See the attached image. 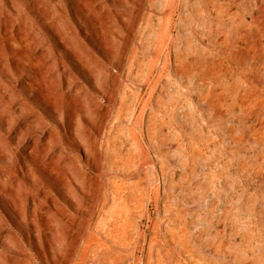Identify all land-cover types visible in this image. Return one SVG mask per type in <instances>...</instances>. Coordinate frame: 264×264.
<instances>
[{
	"label": "rangeland",
	"instance_id": "obj_1",
	"mask_svg": "<svg viewBox=\"0 0 264 264\" xmlns=\"http://www.w3.org/2000/svg\"><path fill=\"white\" fill-rule=\"evenodd\" d=\"M195 1L0 0L7 21V30L0 27V264H19L25 255L42 264L45 257L51 264L84 261L88 236L105 239L103 255L115 264H139L143 235L164 233L180 212L189 220L201 214L199 228L218 225L204 220L212 203L227 212L219 229L237 243L247 232L249 264H264V173H237L231 185L216 177V192H203L208 168L198 165L192 174L178 138L193 127H164L161 134L138 120L151 84L145 71H128L157 54L170 12L182 11L184 19L174 18L185 25L166 39L159 66L173 60L180 31L194 48L212 47L208 17L194 11ZM247 1L253 14L264 15V0ZM263 26L257 33L264 40ZM189 100L201 106L193 95ZM232 145L255 153L238 140ZM47 196L69 212L68 229L54 222ZM116 226L121 239L111 231ZM92 258L88 264H104Z\"/></svg>",
	"mask_w": 264,
	"mask_h": 264
},
{
	"label": "bare ground",
	"instance_id": "obj_2",
	"mask_svg": "<svg viewBox=\"0 0 264 264\" xmlns=\"http://www.w3.org/2000/svg\"><path fill=\"white\" fill-rule=\"evenodd\" d=\"M197 3L194 11L208 17L204 18L210 23L212 47L194 48L188 38L183 40L179 30L174 40L173 60L168 59L159 66L166 39L172 40L176 27L185 25L182 20L175 21L177 13L184 19L182 11L175 14L176 9L168 14V25L157 54L150 63L133 64L128 74L140 77L145 71L146 80L151 84L149 100L138 116L140 125L148 132L161 134L164 127H193L191 133H178L186 164L192 161V174L198 165L208 168L205 172L208 180L200 182L199 189L216 192V177L220 183L227 179L231 185L237 173L245 176L264 173V81L257 76L258 72L264 75V40L257 33L262 30L264 15L253 14L249 10L252 3L247 0H198ZM234 8L240 9V13ZM192 10L189 12L193 14ZM186 19L190 21L187 16ZM0 27L6 29V19H0ZM253 40L256 41L254 48ZM171 74L181 77V82L162 81ZM189 95L201 106L190 101ZM206 132L217 133L219 138L213 140ZM236 140L255 153L245 154L233 149L232 143ZM47 199L52 201L54 222L68 229L69 212L61 208L58 197L47 196ZM197 215L189 220L180 212L164 227V233L157 232L150 237L144 234L140 246L146 254L140 256L139 264H249L248 233L243 242L237 243L226 236L225 228L219 229V223L227 220L226 211L219 212L210 204L204 211V220L218 223L210 227L199 228L197 224L203 217ZM111 231L115 232V238L121 239V228L116 226ZM206 232L214 238H205ZM88 239L84 248L90 253L84 261L78 259L73 264H88L94 259L92 256L100 257L104 264H115L111 255H103L107 245L104 238L96 236L90 240L88 236ZM25 256L19 259V264H42L39 256ZM45 260L51 264L47 257Z\"/></svg>",
	"mask_w": 264,
	"mask_h": 264
}]
</instances>
